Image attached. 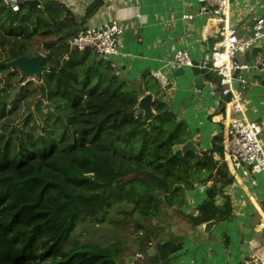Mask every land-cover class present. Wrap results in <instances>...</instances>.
<instances>
[{
  "label": "trees",
  "instance_id": "obj_1",
  "mask_svg": "<svg viewBox=\"0 0 264 264\" xmlns=\"http://www.w3.org/2000/svg\"><path fill=\"white\" fill-rule=\"evenodd\" d=\"M40 2L13 12L0 1V264H121L120 243L71 242L79 220L103 224L108 215L118 217L107 226L116 228L122 217L134 223L137 254L145 257L133 264H171L183 242L161 241L167 230L151 225L162 222L164 207L195 230L233 219L224 196L233 179L212 159L223 153L220 137L209 151L174 156L190 133L158 98L157 82L145 74L137 89L93 49L68 44L102 0L82 16L58 1ZM42 53L38 80L7 65ZM205 79L221 89L220 76L207 72ZM146 94L154 96L150 128L136 115ZM208 183L196 213L184 215L186 193Z\"/></svg>",
  "mask_w": 264,
  "mask_h": 264
},
{
  "label": "crops",
  "instance_id": "obj_2",
  "mask_svg": "<svg viewBox=\"0 0 264 264\" xmlns=\"http://www.w3.org/2000/svg\"><path fill=\"white\" fill-rule=\"evenodd\" d=\"M53 1L63 3L76 16H82L93 0ZM201 6L198 0H102L100 10L85 27L116 22L123 28L118 40V53L109 61L137 89H143L145 74L151 77L156 71L165 74L170 86L167 92L162 93L163 99L177 120L186 123L189 141L198 148V153L211 150L213 138L219 136L221 140L228 120L241 116L260 124L259 140L264 150V39L249 50L237 53L234 61L252 68L236 71L227 92H224L225 88L219 89L207 81L205 75H201L202 89L199 91L191 68H182L184 73L181 76L176 74L179 68H169V62L178 50L187 51L193 64L199 65H209L211 53L220 50L221 25L208 21V15L201 12ZM257 18H264V0H231L229 24L237 29L239 40L251 36ZM258 56L262 58L263 66L254 67ZM204 70L205 74L209 72ZM158 87L161 90L159 84ZM232 92L240 94L237 103L241 113L231 109L229 96ZM220 102L224 104L223 111L220 110ZM254 180L255 184H251L239 175L225 187L224 196L230 200L233 209L232 222L216 223L207 239L197 227L195 231L199 240L191 239L192 234L183 237L182 250L173 256L171 264H244L264 253V229L259 227L264 212V181L261 175L255 176ZM209 186L211 183L196 184L192 191L186 193V204L182 209L184 215L196 213L195 209L203 202ZM217 201L222 204L224 200L219 198ZM165 227L169 228L166 223ZM223 232L228 234L226 249L220 241L223 240ZM213 234L218 240L200 248ZM216 243L219 246H214Z\"/></svg>",
  "mask_w": 264,
  "mask_h": 264
},
{
  "label": "built area",
  "instance_id": "obj_3",
  "mask_svg": "<svg viewBox=\"0 0 264 264\" xmlns=\"http://www.w3.org/2000/svg\"><path fill=\"white\" fill-rule=\"evenodd\" d=\"M13 12H17L20 5L26 0H0ZM201 12L208 15V21L221 25L219 34L222 37L220 50L211 53L209 65H202L210 73L221 76V87L224 92L231 89L233 77L236 71L250 69L252 66L238 65L234 60L239 52L249 50L264 39V18H257L252 34L245 40H239L238 31L229 24V7L231 0H198ZM139 17V16H138ZM189 19L191 17H188ZM123 33V28L116 22L103 23L95 27H84L68 41L71 48L83 51L93 49L99 57L109 60L118 53V40ZM194 66L190 54L184 50L176 51L169 68H192ZM263 66L260 56L255 58L254 67ZM152 77L157 80L163 93L169 89V81L164 73L156 71ZM239 93L232 92L230 97L231 109L234 112H242L237 98ZM261 132L260 124L244 116L228 120L224 126L221 142L223 154L214 152L212 159L215 162H223L230 178L236 179L240 175L255 184L254 177L261 175L264 181V150L259 140ZM261 229H264V212L261 214ZM141 255H137L140 258ZM244 264H264V254L252 257Z\"/></svg>",
  "mask_w": 264,
  "mask_h": 264
},
{
  "label": "rangeland",
  "instance_id": "obj_4",
  "mask_svg": "<svg viewBox=\"0 0 264 264\" xmlns=\"http://www.w3.org/2000/svg\"><path fill=\"white\" fill-rule=\"evenodd\" d=\"M163 211L164 213H166V215L161 219L162 222H157V220H153L151 222V225L154 228L164 227L165 230H168V232L166 231L160 236L159 239L161 241H166L168 239L182 240L183 237L189 234L193 235V237L192 236L190 237L191 239L195 238L196 240H199L200 237L198 233H196L195 228H193L192 225L187 223L184 217H181L179 214L175 212H173V214L170 215L172 211L166 207L163 208ZM116 217H118V215L115 216L108 215L106 217L105 223L103 224L93 222L90 219L79 220L77 227L72 233L71 242L77 241V243L79 244H85V245L96 244L100 246H106L115 242L120 243L123 249V253L120 258L121 264H133L134 260H142L145 257V254H137L139 248V237L137 236V234L134 233L135 225L130 217H129L130 219L129 218L124 219L122 217L121 222L118 224L116 228H114L113 224H110L109 226L106 225L109 224L112 221V219ZM165 223L169 226V228L165 227ZM169 229L172 230L173 232H171ZM227 236L228 234L223 232V235L221 237V239L223 240H220L221 246L224 247V249H226L228 246ZM217 240L218 239L216 237L214 238V234H213L210 240L206 241V244L204 243L201 244L200 248L206 247L207 244L209 246L210 241H217ZM224 240L225 243L223 242ZM214 246H219V245L216 243L214 244ZM262 252H264V249ZM137 255H141V257L137 258Z\"/></svg>",
  "mask_w": 264,
  "mask_h": 264
},
{
  "label": "water",
  "instance_id": "obj_5",
  "mask_svg": "<svg viewBox=\"0 0 264 264\" xmlns=\"http://www.w3.org/2000/svg\"><path fill=\"white\" fill-rule=\"evenodd\" d=\"M30 8H33L36 5H40V0H28L26 1ZM13 69L18 70L23 75L28 76L30 79L38 80L41 77L42 72L45 70L44 68V55L38 54L35 57L27 58V57H19L7 63ZM191 72L195 76L194 84L197 90L202 89L201 85V75H205V70L202 65L194 64L191 68ZM184 71L182 68L177 69V75H183ZM160 100L163 99V94L158 97ZM153 95L146 94L141 97L138 101L136 108V115L142 116L143 122L146 124L145 128H150L152 125V119L155 116V113L152 109ZM173 155L176 156L178 152L182 154H186L187 152H193L198 154L199 150L194 145L192 141H187L182 146H175L172 149ZM216 222L210 221L208 223L202 224L200 227V232L204 235V238H208L209 234L215 228ZM155 255V251L151 249L149 251V256L153 257ZM131 261V260H130Z\"/></svg>",
  "mask_w": 264,
  "mask_h": 264
}]
</instances>
